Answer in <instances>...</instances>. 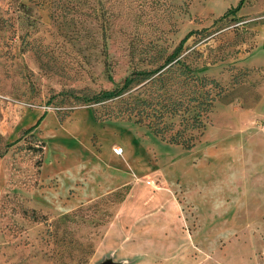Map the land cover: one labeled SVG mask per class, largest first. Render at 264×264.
<instances>
[{"label":"rangeland","instance_id":"374dc122","mask_svg":"<svg viewBox=\"0 0 264 264\" xmlns=\"http://www.w3.org/2000/svg\"><path fill=\"white\" fill-rule=\"evenodd\" d=\"M182 1L0 0V264H188L193 245L221 264L227 244L243 264H264V79L251 93L239 66L256 56L245 52L253 26L264 23V0ZM188 31L185 60L221 84L190 148L125 117L94 118L115 100L81 94L130 70V37L169 50ZM42 111L54 114V131H27ZM73 117L81 137L57 138L71 133ZM113 145L124 147L116 155L130 172L123 198L137 186H164V207L108 223L120 202L108 192L122 184L98 194L88 174L96 160L108 164ZM50 153L59 164L48 166Z\"/></svg>","mask_w":264,"mask_h":264},{"label":"trees","instance_id":"16d2710c","mask_svg":"<svg viewBox=\"0 0 264 264\" xmlns=\"http://www.w3.org/2000/svg\"><path fill=\"white\" fill-rule=\"evenodd\" d=\"M187 1H182V4ZM230 10L227 8L223 14ZM189 33L183 35L169 50L153 42L144 43L141 37H130L127 40V58L132 63L130 70L109 88H100L89 95L81 94V99L86 101L104 103L115 100L110 112L104 115L94 112V118L101 119L106 115L125 117L134 123L143 124L160 139L190 148L204 127L205 118L220 93L221 84L214 77L197 74L185 60L188 51L183 52L182 44ZM101 53L106 56L104 39ZM137 62L144 63L137 65ZM103 64L106 77L111 81L106 58ZM41 116L35 119L27 131L37 125ZM126 188L127 185L122 184L108 193L118 196L117 201H121Z\"/></svg>","mask_w":264,"mask_h":264},{"label":"crops","instance_id":"0c3cea01","mask_svg":"<svg viewBox=\"0 0 264 264\" xmlns=\"http://www.w3.org/2000/svg\"><path fill=\"white\" fill-rule=\"evenodd\" d=\"M252 30H254V34H253L254 43L249 47V49L245 52V54L249 55L251 52L255 51L256 56L255 57L253 56V58L248 57L247 60H243L242 58L239 60V66L243 67V69H246V71L247 70L249 71L247 73V79L245 81L249 80V78L251 79L249 80L250 83H253L251 85V90H250L251 93L255 91L254 86L260 85V81L262 82V80L264 79V50L262 52H258V48L262 46L264 47V23H260V24L256 23L253 26ZM245 54L243 55L244 57L247 56ZM256 73H257V77H255ZM243 82L244 81H241L239 85ZM40 114H42V116L39 122L37 123L36 127H39L42 132H46L47 134L48 132L50 133V131L52 130L54 131V123H55L54 114L52 112H45V111H42ZM39 115H37L36 118ZM82 123L83 122L81 120H78L75 117H73L72 125H71L73 129L71 130V133L68 135L63 134L62 136L60 134V137L58 136L57 138H60V139L65 138L66 140H69V139L72 140L73 137H76V138L81 137V135L77 131V127H79ZM59 140L56 139V141L58 142ZM51 144L53 146L54 143H51ZM46 145L47 144H45L44 146ZM54 147L57 148L55 144H54ZM122 148L124 149V147ZM122 148H121V151H122ZM44 156L46 158V154ZM54 156L53 154L50 153L49 161H47L48 166L52 161L55 164H59V161H56L54 159ZM64 158L65 159H63L62 162L66 163L70 157H68L67 159L66 157ZM104 159L108 164H105L104 162L100 160L99 161L96 160L95 167H96L97 172H92L91 170L92 173L90 172L88 174V176L90 177V180L92 181L91 182L92 187L94 183L95 187L93 188H95L98 194L109 191L119 186L122 183L128 182L130 178L129 170L123 167V162L116 155L115 152L111 153V152L106 151V153L104 154ZM123 161L127 165H130L131 158L129 156L125 157ZM90 164L93 165V162H90ZM45 172L47 173L50 171L45 170ZM79 174H80L79 171L77 170L73 171L74 177H78ZM84 176H87V174L85 175V172H84ZM161 188L164 190L162 189L153 190V189L141 187V186H137L135 189L133 188V191L131 190L132 193L130 194V197L123 198L118 204L117 221L113 222L112 220H110L108 223L119 225L125 222H131V221L133 222V220L138 218V216H136V218L134 216V215H137V213H141L145 211L146 209H150L152 207H157V206L164 207L165 197L167 195L166 193L167 189L164 186H161ZM173 200L175 201L177 205H179L181 202L175 197L173 198ZM179 220H181V217H179ZM144 222L145 221H143V223ZM124 230L125 232L131 231L129 229L126 230L125 228ZM187 235L191 236L190 233H187ZM193 247L196 249L194 248L190 249L191 262L188 264H214V263H210L208 258H206V256H208L206 252L201 251V253H196L197 252L196 250H198V247L196 245H193ZM229 247L230 246L227 244L226 252L223 255L224 262L221 264H225V262H229L231 264H243L240 253L235 250L234 251L230 250ZM140 264H144V263H140ZM152 264H156V263H152Z\"/></svg>","mask_w":264,"mask_h":264},{"label":"bare ground","instance_id":"6f19581e","mask_svg":"<svg viewBox=\"0 0 264 264\" xmlns=\"http://www.w3.org/2000/svg\"><path fill=\"white\" fill-rule=\"evenodd\" d=\"M104 264H113L115 261L112 259V257L104 258L102 261Z\"/></svg>","mask_w":264,"mask_h":264},{"label":"built area","instance_id":"2783aa9c","mask_svg":"<svg viewBox=\"0 0 264 264\" xmlns=\"http://www.w3.org/2000/svg\"><path fill=\"white\" fill-rule=\"evenodd\" d=\"M112 151L115 153H120L121 152V147L119 145H113L111 147Z\"/></svg>","mask_w":264,"mask_h":264},{"label":"water","instance_id":"95a60500","mask_svg":"<svg viewBox=\"0 0 264 264\" xmlns=\"http://www.w3.org/2000/svg\"><path fill=\"white\" fill-rule=\"evenodd\" d=\"M100 264H104V263L101 262Z\"/></svg>","mask_w":264,"mask_h":264}]
</instances>
